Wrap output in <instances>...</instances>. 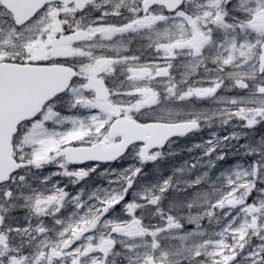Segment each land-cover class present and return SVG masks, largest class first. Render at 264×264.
<instances>
[{
  "label": "snow or ice",
  "instance_id": "snow-or-ice-1",
  "mask_svg": "<svg viewBox=\"0 0 264 264\" xmlns=\"http://www.w3.org/2000/svg\"><path fill=\"white\" fill-rule=\"evenodd\" d=\"M0 264H264V0H0Z\"/></svg>",
  "mask_w": 264,
  "mask_h": 264
}]
</instances>
